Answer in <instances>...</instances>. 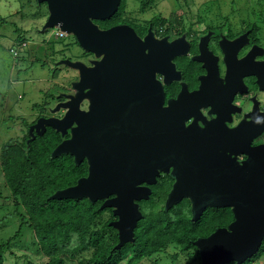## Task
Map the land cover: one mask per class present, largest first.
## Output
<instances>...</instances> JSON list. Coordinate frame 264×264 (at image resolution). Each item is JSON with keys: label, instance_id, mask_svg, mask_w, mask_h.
I'll use <instances>...</instances> for the list:
<instances>
[{"label": "water", "instance_id": "water-1", "mask_svg": "<svg viewBox=\"0 0 264 264\" xmlns=\"http://www.w3.org/2000/svg\"><path fill=\"white\" fill-rule=\"evenodd\" d=\"M121 1L37 0L48 9L41 33L56 29L72 36L84 54L95 58L87 64L69 58L57 63L78 79L71 93L59 95L62 102L49 108L52 117L40 118L29 129L28 144L53 129L63 140L51 158L69 155L77 166L85 161L88 166L87 177L51 199L103 201L100 209H111L116 218L109 226L118 232L115 249L121 250L135 242L144 219L140 203L150 199V186L162 171L175 180L165 212L188 199L193 222L208 208L233 213L226 228L194 241L200 264H245L264 242V145L250 148L243 139L247 159L241 165L208 167L207 137L173 116L175 103L164 108L156 74L166 77L174 67L167 48L150 39L151 32L141 40L126 25L103 29L96 23L110 20ZM194 138H202L199 147Z\"/></svg>", "mask_w": 264, "mask_h": 264}, {"label": "flooded vegetation", "instance_id": "flooded-vegetation-1", "mask_svg": "<svg viewBox=\"0 0 264 264\" xmlns=\"http://www.w3.org/2000/svg\"><path fill=\"white\" fill-rule=\"evenodd\" d=\"M196 1L190 7L187 2H173L168 17L161 9L149 19V12L139 11L135 18L125 12L126 21L118 25L132 28L141 40L151 32L150 39L167 48L174 67L167 70L166 77L156 74V82L163 89L164 108L170 101L175 103L173 116L183 119L186 127L198 128L195 134L207 137L209 168H234L247 159L243 139L250 148L264 145V0H232L231 4ZM81 58L86 64L95 59L83 51ZM66 93H71V86L57 93L54 105L62 102L59 95ZM47 107L43 117H52ZM82 108L86 109V105ZM201 139H193L196 147ZM174 184L171 175L161 171L150 186V199L142 202L160 199L165 208ZM186 201L189 202H182ZM211 209L230 213V222L219 228L233 221L231 209L208 208L204 213Z\"/></svg>", "mask_w": 264, "mask_h": 264}, {"label": "trees", "instance_id": "trees-1", "mask_svg": "<svg viewBox=\"0 0 264 264\" xmlns=\"http://www.w3.org/2000/svg\"><path fill=\"white\" fill-rule=\"evenodd\" d=\"M34 1L37 3V0ZM38 6L46 7L45 4ZM125 12L126 0H122L117 13L110 20L96 23L103 29L124 23ZM21 40H18L19 43L25 41ZM71 43L78 46L75 38ZM66 58L62 56L61 59ZM50 97L53 99L55 96ZM34 107L38 110L42 108L38 105ZM28 140L29 136L26 134L21 140H11L3 145L0 160L7 187L12 192L10 198L16 207L23 206L27 212L26 216H22L20 232L24 226L34 232L39 240V251L47 259L44 264H72L82 254H88L81 260L85 264H139L169 249L178 251L172 256L173 263L179 252L195 250L196 256L192 258L191 264L196 260L200 264L194 241L199 237L209 236L216 228L226 226L231 220L229 212L211 209L200 220L193 222L189 202H182L165 212L164 201L152 198L141 204L144 219L139 222L135 231V242L116 250L118 232L109 226L115 217L110 209H100L103 201L92 204L88 199H51L57 191L72 187L85 177L88 172L87 164L77 166L69 155L51 158L52 152L63 140L53 129H47L43 136H36L29 144ZM106 213L110 217L103 222L102 218ZM11 242L12 239L0 243V264H5L6 252L11 249ZM263 255L264 242L259 253L245 264H253ZM25 259L30 260L28 257ZM28 264L32 262L29 261Z\"/></svg>", "mask_w": 264, "mask_h": 264}, {"label": "rangeland", "instance_id": "rangeland-1", "mask_svg": "<svg viewBox=\"0 0 264 264\" xmlns=\"http://www.w3.org/2000/svg\"><path fill=\"white\" fill-rule=\"evenodd\" d=\"M146 1L126 0V14L135 18L139 11L145 14L149 12L146 16L149 19L161 9L163 15L168 17L173 2H187L189 7L197 3L196 0ZM220 1L225 4L232 2ZM47 17V8L39 7L34 0H0V35L9 33L8 39L0 41V156L3 145L11 140H21L26 134L29 136L30 124L46 116L47 106L55 107L57 101H53L51 95L68 91L78 79L75 71L58 66L62 56L84 62L81 58L82 49L71 43L74 37L58 38L52 30L41 33ZM21 39L25 41L18 44L15 42ZM35 105L45 107V110H38ZM11 195L0 160V243L12 239L11 249L6 252L5 264H28L29 261L32 264H44L47 259L39 251V240L34 232L27 226L20 232L22 216H26L27 212L23 206L16 207ZM109 217L108 213L104 214L102 221H107ZM17 233L19 236L15 237ZM177 253V250L169 249L139 264H191L192 258L196 256L195 250L179 252L173 263L172 256ZM87 255H78L72 264H85L81 260ZM193 264H199L198 260ZM253 264H264V255Z\"/></svg>", "mask_w": 264, "mask_h": 264}, {"label": "crops", "instance_id": "crops-1", "mask_svg": "<svg viewBox=\"0 0 264 264\" xmlns=\"http://www.w3.org/2000/svg\"><path fill=\"white\" fill-rule=\"evenodd\" d=\"M3 5H4V7H5L6 2H4ZM10 36H11V34H10ZM8 38H9V33L6 34V35H3V34L0 35V41L5 40V39H8ZM15 42H16L17 44L19 43L18 40H17V41L15 40Z\"/></svg>", "mask_w": 264, "mask_h": 264}, {"label": "built area", "instance_id": "built-area-1", "mask_svg": "<svg viewBox=\"0 0 264 264\" xmlns=\"http://www.w3.org/2000/svg\"><path fill=\"white\" fill-rule=\"evenodd\" d=\"M53 35L57 36L58 38H64L66 35H64L63 33H61L60 31L56 30L53 31ZM16 54V53H15Z\"/></svg>", "mask_w": 264, "mask_h": 264}, {"label": "clouds", "instance_id": "clouds-1", "mask_svg": "<svg viewBox=\"0 0 264 264\" xmlns=\"http://www.w3.org/2000/svg\"><path fill=\"white\" fill-rule=\"evenodd\" d=\"M52 31H56V29L55 30H52ZM65 38V37H64Z\"/></svg>", "mask_w": 264, "mask_h": 264}]
</instances>
